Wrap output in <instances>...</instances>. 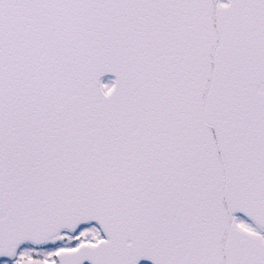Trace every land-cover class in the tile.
Listing matches in <instances>:
<instances>
[{
  "label": "snow or ice",
  "instance_id": "1",
  "mask_svg": "<svg viewBox=\"0 0 264 264\" xmlns=\"http://www.w3.org/2000/svg\"><path fill=\"white\" fill-rule=\"evenodd\" d=\"M0 264H264V0H0Z\"/></svg>",
  "mask_w": 264,
  "mask_h": 264
}]
</instances>
